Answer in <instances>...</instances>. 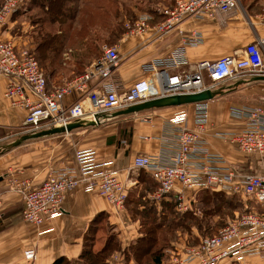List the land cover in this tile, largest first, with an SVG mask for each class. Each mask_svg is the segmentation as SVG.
<instances>
[{
    "label": "built area",
    "instance_id": "obj_1",
    "mask_svg": "<svg viewBox=\"0 0 264 264\" xmlns=\"http://www.w3.org/2000/svg\"><path fill=\"white\" fill-rule=\"evenodd\" d=\"M28 0H2L0 24ZM238 0H170L156 7L161 15L155 25L158 33L181 32L178 25L187 18L215 17L236 9ZM150 15L141 14L132 25L124 24L129 33H140ZM264 22V12L259 15ZM198 33L183 42L196 45ZM184 45V44H183ZM118 62L116 45L102 44L97 57L84 70L59 84L47 87L45 78L28 47L17 48L7 39H0V75L7 79L3 98L12 107L24 110L22 133H33L52 126H65L89 116L96 126L113 118L112 113L131 105L168 95L191 94L214 90L218 83L244 76H264V37L246 43L240 56L222 55L214 60L185 63L183 48L167 59L150 60L141 66L142 75L125 89L113 82L111 75ZM206 79V80H205ZM77 93L78 99L63 105L62 99ZM241 118L234 130L216 136L233 145L245 155L264 154V99L252 106L230 109ZM185 111H177L165 121V136L159 150L136 154L130 168L144 170L155 183L148 198L155 203L172 193L176 209H187L185 190L208 189L225 194H240L244 211L228 220L215 233L202 237L193 245H183L166 259L165 264H243L246 257L264 260V176L236 174L223 155L208 148L200 135L207 123L204 101L196 102L192 123L187 126ZM74 166L50 171L35 187L21 188L20 218L39 225L61 213L63 194L74 188L96 192L117 207L124 205L125 186L116 177L109 161H98L93 148L74 151ZM250 202L251 205H246ZM26 261L35 256L32 248L22 251Z\"/></svg>",
    "mask_w": 264,
    "mask_h": 264
},
{
    "label": "crops",
    "instance_id": "obj_2",
    "mask_svg": "<svg viewBox=\"0 0 264 264\" xmlns=\"http://www.w3.org/2000/svg\"><path fill=\"white\" fill-rule=\"evenodd\" d=\"M117 1L120 10L126 3ZM254 1L238 0L236 9L215 17L204 15L187 18L177 26L180 33L175 29L161 34L155 29L161 19L156 5H166L170 0H162V3L160 0H130L128 7L133 18L122 20L124 32L113 43L118 55L117 66L111 75L113 82L120 89H125L142 75L143 63L167 59L180 47L184 52L185 63H181L184 68H190L197 61L214 60L222 55L240 56L246 43L264 37V22L259 19V15L264 12V0H256L253 4ZM141 14L151 16L147 26L140 33H129L124 24L132 25ZM14 15L0 24V39L11 41L17 48L32 49L33 37L25 33V21ZM192 33H198L200 41L196 45L183 42ZM77 50L66 45L61 52V64L65 67L73 66L71 62L76 60L73 53ZM6 82L7 79L0 75V134L3 133L0 135V143L5 142L0 145V264H51L58 257L76 259L81 250L82 237L96 215L103 217V224L111 225V231L116 235L121 248L126 247L138 236V221L131 218L127 205L117 207L99 193L74 188L63 194L59 215L34 225L20 218L22 205L18 190L35 187L50 171L74 166L75 150L93 148L98 161L110 162L116 177L125 186L128 197L133 193L137 195L138 191H146V184L149 183L146 182L151 179L146 171L130 168L132 158L136 154H151L159 150L161 137L166 134L165 121L177 111H185L187 126L193 129L195 103L119 115L98 125V128L81 127L66 133L27 139L25 144L7 149L8 140H11L9 138L22 133L24 110L10 106L3 98L2 89ZM213 91L217 93L204 101L207 123L200 135L207 141L210 150L225 157L236 174L264 176V154H242L233 145L216 136L218 132L232 131L238 127L241 118L232 115L231 108L256 105L264 99V81L244 76L218 83ZM76 99L78 94L72 92L62 99V104L69 105ZM227 195L238 197L243 209L242 195ZM246 205L250 206L251 203L247 202ZM100 233L98 229L95 241H99L98 247L104 241ZM27 248L35 251L30 261L22 256V251ZM120 262L121 257L115 253L107 264ZM218 264L228 263L220 261ZM243 264H264V260L246 257Z\"/></svg>",
    "mask_w": 264,
    "mask_h": 264
},
{
    "label": "trees",
    "instance_id": "obj_3",
    "mask_svg": "<svg viewBox=\"0 0 264 264\" xmlns=\"http://www.w3.org/2000/svg\"><path fill=\"white\" fill-rule=\"evenodd\" d=\"M26 5L27 10L22 12ZM118 5L117 0H28L12 13L27 18L36 12V18H32L34 21L30 20L35 29L31 32L34 45L29 51L35 57L47 87L48 83L59 84L62 78L67 80L81 73L88 61L99 55V46L94 44L93 38H98L100 31L107 32L105 44L115 43L124 32L122 20L133 18L127 7L122 6L119 10ZM72 22H76L77 27ZM66 45L78 49L73 53L76 60L71 62V67H65L60 60ZM146 183V191H138L137 195L133 193L129 197L126 192L124 204L131 218L138 221V236L126 247L121 248L111 225L103 224V217L96 215L82 237L81 250L76 259L58 257L51 264H107L115 253L121 257L120 264H165L164 251L176 232H185L192 227L200 235L209 236L221 226V222L212 221L214 215L225 216V210H234L229 214L232 218L244 211L235 195L208 189L198 190L193 210L177 212L176 198L172 193L161 199L157 207L146 197V192L151 191L155 183L152 180ZM235 208L239 211L235 212ZM195 209L199 211V217L194 214ZM104 228V241L95 248L96 232Z\"/></svg>",
    "mask_w": 264,
    "mask_h": 264
},
{
    "label": "rangeland",
    "instance_id": "obj_4",
    "mask_svg": "<svg viewBox=\"0 0 264 264\" xmlns=\"http://www.w3.org/2000/svg\"><path fill=\"white\" fill-rule=\"evenodd\" d=\"M122 1V3H126V4H124L128 9H130L129 7H128V4H130V0H121ZM155 1V0H154ZM246 1H248V2H251V1H254V0H246ZM256 1V0H255ZM255 1L254 2H252L253 4H255ZM160 2L162 3V0H160ZM154 4H156V2L154 3ZM153 4V5H154ZM156 6H160V5H156ZM25 10H27V5L25 6V8L22 10V12L23 11H25ZM131 10V9H130ZM36 13V12H35ZM35 13H33V14H31V15H29V17H25V16H22V14H18V13H15V15L13 16V17H16V18H18L19 20H23V21H25V33L26 34H31V32L35 29V26H33V24H32V22L31 21H34V20H32V18L33 17H35L36 18V14ZM31 20V21H30ZM72 24L74 25V27H77V24H76V22H72ZM30 27V28H29ZM107 32H105V30L102 32V31H100V33H98V38H93V39H95V42H94V44L95 45H97V46H99V51H100V45L101 44H105L106 43V39H108V35L106 34ZM103 40V41H98V40ZM108 45V44H107ZM75 46V45H74ZM100 53V52H99ZM95 57H93V58H91L89 61H88V63L86 64V66L92 61V59H94ZM51 84H49L48 83V86H50ZM105 123V122H104ZM103 124V123H102ZM102 124H100V125H102ZM96 128H98V126H95ZM100 127V126H99ZM4 131V130H3ZM21 131H22V129H21ZM3 134V133H2ZM2 134H0V135H2ZM22 134H24V133H21V135ZM19 136L18 135H13V136H11L9 139H11V140H8L9 142L7 143V149H13L14 147H16V146H18V145H23V144H25V141H22V142H20L18 145H16V146H10L9 145V143H11L12 141H14L15 139H17ZM1 144H5V142H2V143H0V145ZM155 188V187H154ZM153 188V189H154ZM152 189V190H153ZM151 190V191H152ZM151 191H148L147 192V194H149ZM187 191V192H186ZM186 192V193H185ZM198 194V191H194V190H185L184 191V196L186 197V205H187V209L186 210H193V207H192V204L195 202V200H196V195ZM147 198H148V196H147ZM149 199V198H148ZM154 202V201H153ZM159 202V201H158ZM158 202L157 203H155L156 204V206L158 207ZM175 209H176V204H175ZM186 210H184V211H186ZM176 211L177 212H183V211H178L177 209H176ZM232 211H234V210H231V211H229L228 212V210H225V216H219V215H214L211 219H212V221H218V222H221L220 224H221V226L220 227H222V226H224L225 224H226V222L228 221V220H230V219H232V218H234V217H232V218H230L229 217V214H230V212H232ZM237 211H239V209L238 208H235V212H237ZM194 214L195 215H197L198 217H199V215H200V213H199V211L197 210V209H195L194 210ZM232 214V213H231ZM233 214L235 215V213L233 212ZM219 226L218 227H216L217 228V230L220 228ZM106 230H105V228L104 229H102L101 230V233H100V237H105V235H106ZM202 237H205V236H202V235H200L199 233H197V231L194 229V228H189L188 230H186L185 232L184 231H182V232H180V231H178V232H176V234H175V237L173 238V240L172 241H170V243H169V245L166 247V249H165V257H164V259H168V257L170 256V255H172V254H174V252H176V250H179L180 249V247H182L183 245H193L194 243H196V242H198V240L200 239V238H202ZM98 245H99V241L98 242H95V246H97L98 247ZM116 256H118V257H120V255H118L117 253H116ZM252 260H255V258H251Z\"/></svg>",
    "mask_w": 264,
    "mask_h": 264
},
{
    "label": "water",
    "instance_id": "obj_5",
    "mask_svg": "<svg viewBox=\"0 0 264 264\" xmlns=\"http://www.w3.org/2000/svg\"><path fill=\"white\" fill-rule=\"evenodd\" d=\"M253 80H263L264 76H254ZM217 92L213 90H203L197 93L191 94H176V95H168L160 98H155L151 100H147L141 103H137L126 107L125 109L117 110L112 113L111 116H119L126 115L129 113H136L145 109H151L156 107H167V106H180L184 104L196 103L201 101H206L211 99ZM95 123L91 120L89 116H86L83 119L75 120L70 123H67L65 126H52L47 129H42L33 133H24L20 135L17 139L9 143L10 146H16L20 142L25 141L27 139H34L43 136H49L54 134L66 133L76 128L81 127H95ZM1 179V177H0Z\"/></svg>",
    "mask_w": 264,
    "mask_h": 264
}]
</instances>
